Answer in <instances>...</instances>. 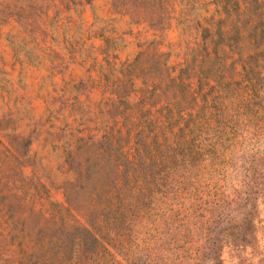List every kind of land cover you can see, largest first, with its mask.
<instances>
[{
	"label": "trees",
	"instance_id": "obj_1",
	"mask_svg": "<svg viewBox=\"0 0 264 264\" xmlns=\"http://www.w3.org/2000/svg\"><path fill=\"white\" fill-rule=\"evenodd\" d=\"M94 1L41 0V19L52 10L60 19L73 7ZM164 4L162 0H139L142 13L132 23L157 33L165 31L171 23L156 18ZM113 8L116 13L127 11L120 0L113 1ZM238 24L242 25L238 41L244 43L246 27ZM226 27V23L214 22L188 26L193 39L184 43L183 51L175 54L171 46L170 52H161V43L155 39L140 43L134 60L126 61L115 54L119 40L102 35L101 62L92 57L88 81L74 87L88 95L100 90L102 101L92 104L80 96L67 98L68 82L54 91L52 107L41 124L44 146H52L58 165L48 170L46 182L41 181L38 225L19 228L12 223L17 215L8 176L11 169L0 163V264H95L107 252V245L131 233L133 225L153 218L159 203L180 199L175 212L182 218L184 169L195 147L191 139L197 127L213 118L205 112L208 100L197 108L198 98L212 82L222 85L230 75L236 76V65L247 64L244 50L231 51L230 57L222 47L230 40ZM174 56L178 61H173ZM96 106L99 112L93 111ZM4 138L5 150L19 154L14 140L9 135ZM233 190L232 195L223 191L201 198L199 205L191 207L201 211L204 219L205 243L197 264H224L226 248L233 254L256 248L257 198L249 189ZM53 192L60 193L63 201H51ZM185 217L189 220L191 216ZM247 262L241 259L238 264H253ZM258 262L264 264V257Z\"/></svg>",
	"mask_w": 264,
	"mask_h": 264
},
{
	"label": "rangeland",
	"instance_id": "obj_2",
	"mask_svg": "<svg viewBox=\"0 0 264 264\" xmlns=\"http://www.w3.org/2000/svg\"><path fill=\"white\" fill-rule=\"evenodd\" d=\"M113 1L95 0L73 7L60 19L52 10L41 19V0H0V129H4L0 130V163L11 169L8 176L17 215L12 223L19 228L39 224L41 181L46 182L48 170L58 165L52 146L45 147V136L41 138V124L52 107L54 91L69 82L67 98L80 96L81 101L89 99L92 104L102 101L100 90L88 95L74 89L82 80L88 81L92 57L101 62L102 35L119 40L114 43L115 54L126 61L134 60L140 43L157 39L161 52L168 53L173 46L176 54L193 39L188 26L226 23L230 40L222 47L230 57L231 51L244 50L247 64L236 65V76L230 75L222 85L212 82L198 98L197 108L208 100L205 112L213 118L197 127L191 139L195 147L184 169L182 218L175 212L180 199L159 203L153 218L133 225L131 233L107 245V252L95 264L199 263L197 257L205 243L204 219L201 211L191 207L199 205L201 198L223 191L232 195L234 188L249 189L257 198L258 242L254 251L233 254L226 248L224 264H238L241 259L259 264L264 257V0H162L165 4L156 11V18L171 27L158 33L132 23L142 13L139 0H120L126 5L124 13L115 12ZM240 22L247 31L244 43L238 41ZM216 41L223 43L222 38ZM173 61L178 59L174 56ZM93 111L99 112L97 106ZM98 119L100 125L101 117ZM5 135L14 140L19 154H10L1 145L7 141ZM55 200L63 201L62 195L53 192L51 201ZM184 217L185 222H180Z\"/></svg>",
	"mask_w": 264,
	"mask_h": 264
}]
</instances>
